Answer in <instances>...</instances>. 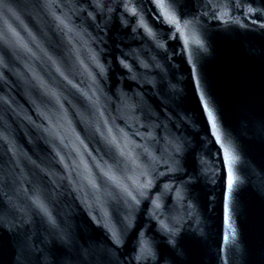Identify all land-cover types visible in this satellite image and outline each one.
I'll return each mask as SVG.
<instances>
[{
	"label": "water",
	"instance_id": "obj_1",
	"mask_svg": "<svg viewBox=\"0 0 264 264\" xmlns=\"http://www.w3.org/2000/svg\"><path fill=\"white\" fill-rule=\"evenodd\" d=\"M0 264H264V0H0Z\"/></svg>",
	"mask_w": 264,
	"mask_h": 264
}]
</instances>
